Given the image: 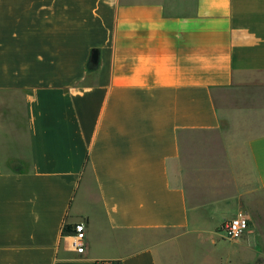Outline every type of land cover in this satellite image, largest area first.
Returning <instances> with one entry per match:
<instances>
[{
	"label": "crops",
	"instance_id": "0c3cea01",
	"mask_svg": "<svg viewBox=\"0 0 264 264\" xmlns=\"http://www.w3.org/2000/svg\"><path fill=\"white\" fill-rule=\"evenodd\" d=\"M263 206L264 0H0V264H172Z\"/></svg>",
	"mask_w": 264,
	"mask_h": 264
},
{
	"label": "rangeland",
	"instance_id": "374dc122",
	"mask_svg": "<svg viewBox=\"0 0 264 264\" xmlns=\"http://www.w3.org/2000/svg\"><path fill=\"white\" fill-rule=\"evenodd\" d=\"M249 215V229L238 239H227L222 232V225L232 216L215 229L214 244L210 238L201 243L194 234L181 238L172 264H264V208Z\"/></svg>",
	"mask_w": 264,
	"mask_h": 264
},
{
	"label": "built area",
	"instance_id": "2783aa9c",
	"mask_svg": "<svg viewBox=\"0 0 264 264\" xmlns=\"http://www.w3.org/2000/svg\"><path fill=\"white\" fill-rule=\"evenodd\" d=\"M249 229L247 217L239 212L222 225L224 237L230 240L242 237ZM86 227L84 222L75 225L73 233H64L68 239V246L76 253H83L86 246Z\"/></svg>",
	"mask_w": 264,
	"mask_h": 264
},
{
	"label": "water",
	"instance_id": "95a60500",
	"mask_svg": "<svg viewBox=\"0 0 264 264\" xmlns=\"http://www.w3.org/2000/svg\"><path fill=\"white\" fill-rule=\"evenodd\" d=\"M91 62L96 63L97 62V56L96 53L94 52L91 56Z\"/></svg>",
	"mask_w": 264,
	"mask_h": 264
},
{
	"label": "trees",
	"instance_id": "16d2710c",
	"mask_svg": "<svg viewBox=\"0 0 264 264\" xmlns=\"http://www.w3.org/2000/svg\"><path fill=\"white\" fill-rule=\"evenodd\" d=\"M64 233H67V232L64 230Z\"/></svg>",
	"mask_w": 264,
	"mask_h": 264
}]
</instances>
